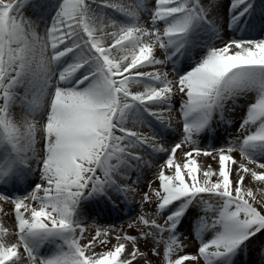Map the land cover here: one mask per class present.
<instances>
[{
	"label": "snow or ice",
	"instance_id": "obj_1",
	"mask_svg": "<svg viewBox=\"0 0 264 264\" xmlns=\"http://www.w3.org/2000/svg\"><path fill=\"white\" fill-rule=\"evenodd\" d=\"M0 202V264H264V0H0Z\"/></svg>",
	"mask_w": 264,
	"mask_h": 264
},
{
	"label": "bare ground",
	"instance_id": "obj_2",
	"mask_svg": "<svg viewBox=\"0 0 264 264\" xmlns=\"http://www.w3.org/2000/svg\"><path fill=\"white\" fill-rule=\"evenodd\" d=\"M125 2H127V0H125ZM225 2H226V0H225ZM158 55H159V53H158ZM145 70H150V69H145ZM231 130L232 129H230V131ZM218 131H222V128L218 129ZM178 152H179V150H178ZM146 175H147L148 179H151V173H146ZM134 178L135 177H133V179ZM144 187L146 189V185ZM138 211H139V207L137 206L135 209V212L138 213ZM4 213H9L10 215H4ZM118 214L120 216H123V211H121L119 213L105 211L104 213H102V218H99L97 222L101 225L112 224V225H115L116 227H120L121 224H124V226L126 227L127 222H128V217L124 216V218L122 220L117 219L116 216ZM133 214H135V213H133ZM13 221H14V214H12V210L3 206V212H0V222H3L6 227L11 229L12 225H13ZM130 231H134V230H130ZM183 231H184V229L181 228V232H183ZM185 235H187V233H185ZM253 243H255V242H253ZM186 251L193 252V251H195V248L189 247L186 249Z\"/></svg>",
	"mask_w": 264,
	"mask_h": 264
},
{
	"label": "rangeland",
	"instance_id": "obj_3",
	"mask_svg": "<svg viewBox=\"0 0 264 264\" xmlns=\"http://www.w3.org/2000/svg\"><path fill=\"white\" fill-rule=\"evenodd\" d=\"M3 202H0V204H2ZM3 206H5L6 208H9V209H11L12 210V206L11 205H3Z\"/></svg>",
	"mask_w": 264,
	"mask_h": 264
}]
</instances>
